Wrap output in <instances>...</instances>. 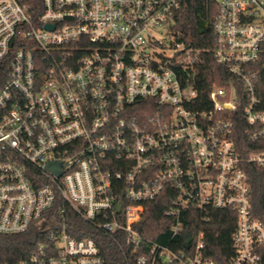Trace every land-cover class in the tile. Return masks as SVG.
<instances>
[{
    "label": "built area",
    "instance_id": "built-area-1",
    "mask_svg": "<svg viewBox=\"0 0 264 264\" xmlns=\"http://www.w3.org/2000/svg\"><path fill=\"white\" fill-rule=\"evenodd\" d=\"M216 1L213 56L242 89L214 85L205 102L187 84L198 52L168 55L153 34L181 0H0V235L38 239L2 264H105L92 236L70 233L67 210L137 264H219L204 231L186 248L141 234L164 194L171 243L184 213L230 211L228 264L260 263L246 166L264 170V0Z\"/></svg>",
    "mask_w": 264,
    "mask_h": 264
},
{
    "label": "trees",
    "instance_id": "trees-1",
    "mask_svg": "<svg viewBox=\"0 0 264 264\" xmlns=\"http://www.w3.org/2000/svg\"><path fill=\"white\" fill-rule=\"evenodd\" d=\"M217 9L216 0H181V8L176 12L175 23L170 27L175 43L198 52V62L192 71L188 85L198 91V101H208V95L214 85L238 90L241 86L237 78L230 75L225 66L219 64L213 56L215 49L214 18ZM258 69V67H256ZM255 68V69H256ZM4 82V80H3ZM264 88V81L261 83ZM234 139L242 151L249 148L244 125L237 124ZM246 171L250 176L254 190L256 217L264 221V170L248 165ZM167 194L149 205L145 218L137 228L148 240L186 248L195 244L200 231L206 232V254L219 264H228L233 255L232 235L236 229V217L230 211L210 210L208 214L189 211L183 214L184 231L171 243L170 228L174 223L166 217L168 209ZM65 218L69 231L77 237L92 236L99 247L105 264H137L134 257L126 256L121 247L106 234L96 231L67 210ZM208 218V219H206ZM37 236L30 232L18 235H0V264L13 263L25 256L36 245ZM264 264V247L261 249V261Z\"/></svg>",
    "mask_w": 264,
    "mask_h": 264
},
{
    "label": "rangeland",
    "instance_id": "rangeland-1",
    "mask_svg": "<svg viewBox=\"0 0 264 264\" xmlns=\"http://www.w3.org/2000/svg\"><path fill=\"white\" fill-rule=\"evenodd\" d=\"M153 34L160 42L164 44V46L158 47L159 51H164L166 54L170 55L176 50L178 52H183L185 50L184 45H178L175 43L174 37L171 33V28H166L165 30L156 29L153 31Z\"/></svg>",
    "mask_w": 264,
    "mask_h": 264
},
{
    "label": "water",
    "instance_id": "water-1",
    "mask_svg": "<svg viewBox=\"0 0 264 264\" xmlns=\"http://www.w3.org/2000/svg\"><path fill=\"white\" fill-rule=\"evenodd\" d=\"M47 28H52V27H47ZM120 209H121V205L118 206V210H120Z\"/></svg>",
    "mask_w": 264,
    "mask_h": 264
}]
</instances>
